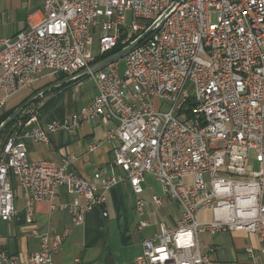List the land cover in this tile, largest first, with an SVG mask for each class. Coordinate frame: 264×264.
<instances>
[{
  "label": "built area",
  "instance_id": "1",
  "mask_svg": "<svg viewBox=\"0 0 264 264\" xmlns=\"http://www.w3.org/2000/svg\"><path fill=\"white\" fill-rule=\"evenodd\" d=\"M174 2L44 0L41 10L27 14L23 29L0 36L2 108L43 78L88 69L94 35L100 55L119 41L133 42L156 23L122 57V74L117 60L89 72L96 93L70 121L41 125L39 104L33 103L6 131L0 141V220L16 219L15 179L27 222L33 204L45 202L69 214L71 227L53 234L32 227L38 249L25 257L0 251V264H54L53 254L72 227L92 208H104L119 183L136 196L142 230L148 225L141 197L146 173L161 186L153 203L161 206L168 197L180 215L173 227L160 224L143 238L136 264H207L209 255L199 248L203 231L256 237L259 246L244 250L252 264H264V0H179L159 20ZM164 102L169 106L160 110ZM98 117L117 122L105 135L118 142L107 173L84 178L70 169L71 156L60 165L27 158L26 140L47 144L49 134ZM61 190L65 198L56 205ZM205 210L212 219L197 220Z\"/></svg>",
  "mask_w": 264,
  "mask_h": 264
},
{
  "label": "crops",
  "instance_id": "2",
  "mask_svg": "<svg viewBox=\"0 0 264 264\" xmlns=\"http://www.w3.org/2000/svg\"><path fill=\"white\" fill-rule=\"evenodd\" d=\"M43 2L44 0H0V36L13 37L25 27L27 14L33 10H41ZM93 56L95 58L96 55ZM88 77L79 78L45 94L36 103H42L39 124L70 121L73 114L96 93L95 85ZM59 78L61 79L58 77V80ZM46 79L49 77L39 81L44 82ZM116 125L114 120L98 117L81 124L77 129H60L49 134L47 144L26 140L27 158L30 161L51 160L60 165L62 158L71 156L70 169L84 178L93 179L98 173H107L111 167L112 148L118 142L106 141L105 135ZM90 145L95 148L90 149ZM115 171L122 174L119 169ZM13 187L17 215L12 223L0 220V251L8 256L25 257L38 249V238L31 234L32 227L40 233H59L71 227V217L58 206L50 210L47 203L35 202L32 206L33 219L27 222L24 217L23 191L15 179ZM154 194L157 193H153L151 198H144L141 194L146 202L143 218L148 225L138 230L135 194L128 184L114 185L108 192L104 208H92L85 214L82 224L72 227L61 249L53 254L54 264H136L135 258L141 254L143 238L151 237L160 224L173 227L180 215V208L174 200L166 197L163 204L158 206L152 201ZM64 198V191L61 190L55 200L56 205L62 203ZM174 203L179 208L176 216L173 214ZM104 210L106 215H103ZM152 216L158 218L154 229L152 227L155 221L151 222L149 219ZM198 239L200 250L209 255L207 264H252L244 249L250 244L259 246L256 237L244 232L222 231L209 234L203 231L199 233Z\"/></svg>",
  "mask_w": 264,
  "mask_h": 264
},
{
  "label": "water",
  "instance_id": "3",
  "mask_svg": "<svg viewBox=\"0 0 264 264\" xmlns=\"http://www.w3.org/2000/svg\"><path fill=\"white\" fill-rule=\"evenodd\" d=\"M179 0H175V2L166 9L165 13L161 16V19L164 18V16L175 6V4L178 2ZM156 23L152 24L146 31H144L136 40H134L133 42L128 43L127 45L123 46L121 49H119L118 51L111 53L101 59H99L96 62H93L89 65L88 69H83L80 70L74 74L71 75H67L63 78H61L60 80H57L49 85H47L46 87L38 90L37 92H35L34 94H32L31 96H29L28 98H26L23 102H21L18 106H16L13 111L4 119L0 122V133H2L6 127L13 122L17 116L27 107L29 106L33 101L43 97L45 94H47L48 92H50L53 89H56L60 86H63L65 84H69L72 83L73 81L85 77L89 74V72H94L98 69L103 68L104 66H106L108 63L113 62L115 60H118L120 58H122L130 49H132L133 47H135L139 42H141L154 28V25Z\"/></svg>",
  "mask_w": 264,
  "mask_h": 264
},
{
  "label": "rangeland",
  "instance_id": "4",
  "mask_svg": "<svg viewBox=\"0 0 264 264\" xmlns=\"http://www.w3.org/2000/svg\"><path fill=\"white\" fill-rule=\"evenodd\" d=\"M37 1H39V0H37ZM127 17H128V19H130V14L129 13H127ZM211 19L212 20L215 19V14L214 13L211 14ZM91 52L94 55L98 54V41H97V36L96 35L93 36V43H92V46H91ZM117 61H118L117 72L119 74H122L123 68H124L123 58H120ZM87 79H89V77ZM41 82L42 81H39L38 84H40ZM28 92H29V89H24V90H21L20 92L16 93L15 95L11 96L10 98H8L5 101L4 109L5 108L7 109V108L13 106L14 104H16ZM1 93L2 92L0 91V95H1ZM65 96L66 97L68 96L67 93H66ZM42 98L43 97L39 98L38 101L41 100ZM38 101H36L34 103L36 104ZM43 101H46V99H44ZM41 105H42V103L39 105V107ZM168 106H169V104L167 102H164L162 104V107L160 108V110H166L168 108ZM2 111H3V109H2ZM250 156H251V159H253V154L252 153H250ZM251 162L253 163L252 168L256 169L257 168V164L254 161H251ZM144 178H145V182H143L144 192L142 193V196L144 198H146V197H150L151 198V195L153 193H157V195H161V186H160V183L155 179V177L152 174L146 173L144 175ZM184 181H189V180H184ZM167 199H168V197H167ZM173 207H174V209H173L174 213L173 214H174V216H176L177 212H179V208L177 207L176 203L173 204ZM149 219L151 220V222L155 221V224L152 227V229H154L156 224L158 223V218H156L155 216L154 217L152 216ZM196 219L199 220V221L211 220L212 219V214H211L210 210L209 211H205L202 215L196 216ZM4 233H5V231H4Z\"/></svg>",
  "mask_w": 264,
  "mask_h": 264
},
{
  "label": "trees",
  "instance_id": "5",
  "mask_svg": "<svg viewBox=\"0 0 264 264\" xmlns=\"http://www.w3.org/2000/svg\"><path fill=\"white\" fill-rule=\"evenodd\" d=\"M124 45L123 44H121L120 43V41L117 43V45L112 49V50H110V51H108V52H106V53H103V54H98V55H96L95 56V58H94V61L96 62V61H98L99 59H101V58H103V57H105V56H107V55H109V54H111V53H114V52H116V51H118L119 49H121L122 47H123ZM65 76V74L64 73H60V74H57V75H54V76H51V77H49V79H46V81H44V82H42V83H40V84H34L31 88H29V92L23 97V98H21L16 104H14L13 106H11V107H9V108H5L4 109V106L2 107V108H0V122L2 121V120H4L12 111H13V109L16 107V106H18L21 102H23L26 98H28L29 96H31L32 94H34L35 92H37L38 90H40V89H42V88H44V87H46L47 85H49V84H51V83H53V82H55L56 80H58V77H61V78H63ZM60 79V78H59ZM36 101H38V99L37 100H35V101H33L31 104H33L34 102H36ZM2 109H3V111H2ZM13 124V122H11L7 127H6V129L2 132V133H0V141H1V139L3 138V136L5 135V133H6V131L9 129V127L11 126Z\"/></svg>",
  "mask_w": 264,
  "mask_h": 264
}]
</instances>
